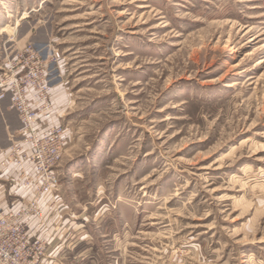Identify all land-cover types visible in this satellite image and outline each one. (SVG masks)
I'll return each mask as SVG.
<instances>
[{
    "label": "rangeland",
    "instance_id": "obj_1",
    "mask_svg": "<svg viewBox=\"0 0 264 264\" xmlns=\"http://www.w3.org/2000/svg\"><path fill=\"white\" fill-rule=\"evenodd\" d=\"M29 43L65 129L54 264H264V0H0V72Z\"/></svg>",
    "mask_w": 264,
    "mask_h": 264
},
{
    "label": "built area",
    "instance_id": "obj_2",
    "mask_svg": "<svg viewBox=\"0 0 264 264\" xmlns=\"http://www.w3.org/2000/svg\"><path fill=\"white\" fill-rule=\"evenodd\" d=\"M50 60L48 52L29 43L7 55L0 72V101L10 97L22 123L18 139L0 158V185L9 182L6 170L14 169L19 184L32 193L17 209L0 204V264H43L50 255L49 239L30 232L31 219L44 216L42 203L54 201L65 148V129L51 97Z\"/></svg>",
    "mask_w": 264,
    "mask_h": 264
},
{
    "label": "crops",
    "instance_id": "obj_3",
    "mask_svg": "<svg viewBox=\"0 0 264 264\" xmlns=\"http://www.w3.org/2000/svg\"><path fill=\"white\" fill-rule=\"evenodd\" d=\"M22 127V123L19 117V114L14 112L12 107L10 106V103L8 100L4 99L0 101V158L6 153V151L9 150L13 140L16 141L18 138H15L13 133H16L17 130H19ZM14 176L17 179V183L15 184V188L17 189V185H19V176L18 172L14 169H12ZM7 175V173H6ZM24 188V187H23ZM27 189V188H26ZM3 188L0 185V191L2 192ZM25 190V189H24ZM23 190V191H24ZM18 191H21L19 189ZM28 196V195H27ZM16 198H19L18 196H13L11 198L12 200H15ZM13 202V201H12ZM7 202L6 200L0 201V204L6 208V209H17L23 203L18 202L12 203ZM44 210V218H32L31 219V227L30 232L33 234L40 235L47 237L50 241V247H49V257L46 258L43 262V264H54V218L49 217L46 214V208L48 206L46 203H42Z\"/></svg>",
    "mask_w": 264,
    "mask_h": 264
},
{
    "label": "bare ground",
    "instance_id": "obj_4",
    "mask_svg": "<svg viewBox=\"0 0 264 264\" xmlns=\"http://www.w3.org/2000/svg\"><path fill=\"white\" fill-rule=\"evenodd\" d=\"M11 12V11H10ZM13 12V11H12ZM6 13V12H5ZM25 14H27V13H25ZM9 15L11 16V14L9 13ZM7 17V16H6ZM7 20V19H6ZM10 24V23H9ZM4 31V30H3ZM7 99H9L10 100V102H11V99H10V97H7ZM12 103V102H11Z\"/></svg>",
    "mask_w": 264,
    "mask_h": 264
},
{
    "label": "water",
    "instance_id": "obj_5",
    "mask_svg": "<svg viewBox=\"0 0 264 264\" xmlns=\"http://www.w3.org/2000/svg\"><path fill=\"white\" fill-rule=\"evenodd\" d=\"M9 101V103H10V100H8Z\"/></svg>",
    "mask_w": 264,
    "mask_h": 264
}]
</instances>
